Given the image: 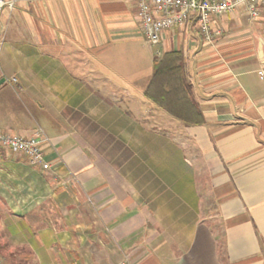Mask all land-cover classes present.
Listing matches in <instances>:
<instances>
[{"label":"crops","instance_id":"obj_1","mask_svg":"<svg viewBox=\"0 0 264 264\" xmlns=\"http://www.w3.org/2000/svg\"><path fill=\"white\" fill-rule=\"evenodd\" d=\"M6 1L0 131H42L49 168L0 149L5 264H264V9L151 46L131 0ZM154 61L199 123L145 97Z\"/></svg>","mask_w":264,"mask_h":264},{"label":"built area","instance_id":"obj_2","mask_svg":"<svg viewBox=\"0 0 264 264\" xmlns=\"http://www.w3.org/2000/svg\"><path fill=\"white\" fill-rule=\"evenodd\" d=\"M135 7V17L147 45H157L163 31L180 28L194 21L198 33L206 40L210 39V25L213 19L223 14L234 12L244 7L250 19L259 17L264 9V0H131ZM13 2L0 0V16L4 8H11ZM0 42V49H1ZM260 75H263L259 72ZM15 82V78L11 79ZM48 139L42 131L35 130L30 137L0 131V149L25 157L29 164L42 170L49 168L44 160L43 144ZM0 264H5L0 257ZM120 264H131L129 257L124 256Z\"/></svg>","mask_w":264,"mask_h":264},{"label":"trees","instance_id":"obj_3","mask_svg":"<svg viewBox=\"0 0 264 264\" xmlns=\"http://www.w3.org/2000/svg\"><path fill=\"white\" fill-rule=\"evenodd\" d=\"M174 70H177L176 72ZM179 82L185 86L186 81L181 72L178 73L177 67H161L159 63L154 61L152 76L145 87L144 95L157 107L166 110L169 114H172L184 124L199 123L193 112L196 110L195 104L192 100L185 101V104L181 103V98L177 97L174 84ZM187 92L185 93V99L187 100ZM188 109L192 115H182V109ZM198 114V113H197ZM13 263V262H11Z\"/></svg>","mask_w":264,"mask_h":264},{"label":"rangeland","instance_id":"obj_4","mask_svg":"<svg viewBox=\"0 0 264 264\" xmlns=\"http://www.w3.org/2000/svg\"><path fill=\"white\" fill-rule=\"evenodd\" d=\"M4 33V32H3ZM1 34H2V32H1ZM169 119V118H168ZM142 120V119H141ZM143 121H144V123L146 124V125H159L158 123H156V122H153V121H151L150 119H143Z\"/></svg>","mask_w":264,"mask_h":264}]
</instances>
